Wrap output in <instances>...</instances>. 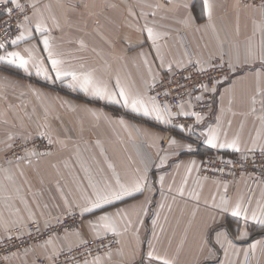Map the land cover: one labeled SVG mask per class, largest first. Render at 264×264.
Wrapping results in <instances>:
<instances>
[{
    "label": "snow or ice",
    "instance_id": "6c2138e0",
    "mask_svg": "<svg viewBox=\"0 0 264 264\" xmlns=\"http://www.w3.org/2000/svg\"><path fill=\"white\" fill-rule=\"evenodd\" d=\"M172 3L173 0L154 4L138 0L139 14L133 6H129L127 9L128 16L133 19L142 18L144 23L143 25L137 23L128 26L134 28L135 31L145 36L146 41L150 42L151 48L155 50V59L159 61L160 68L166 66L167 71L171 73L174 64L176 68L182 69L191 65L198 76L207 78V82L200 79L193 86L200 92V95L194 97L196 101H203L205 94L214 96L218 92V82L228 80L237 73L241 74V79H250L253 84L249 96L250 114L257 112L256 105L258 103L261 112L258 117L260 127L256 130L255 135L250 138L251 146L242 149L239 134L229 139L227 131H222L220 117H217L215 127H208L207 131H203L201 135L204 138V143L212 149H232L234 152L241 153L244 160L248 158L244 155L245 151L255 154L259 150L261 157L264 158V0H246L242 4L241 0H238L235 5L237 9V36L240 34L241 7L245 12L250 13L251 34L246 37L243 44L229 41L226 48L224 42L218 41L219 49L216 56L210 55L207 59L197 57L194 62L189 59L187 65L183 60L169 61L165 65L164 55L158 43L165 33L156 30L157 22L155 19H148L149 17H156L157 10L165 9L166 5ZM57 7L60 9L59 14L53 11L51 3H41V0H0V13L7 17L6 20L0 22V33L8 37L7 39H0V65L11 66L28 76L34 74L36 77L52 83L59 81L73 91L79 90L86 96L119 105L131 113L142 115L161 124L171 125L176 117L194 118V123L197 126L205 120L200 112L186 110L185 102L177 104L175 111H173L172 105L166 102L162 103L159 97L170 95L167 89L162 93L157 91L155 95L149 94L157 89L158 82L163 83V81H158L159 74L154 71L153 62L148 59L149 53L144 51L137 53L149 78L144 80L143 90L123 82L119 74H116L113 83L111 79H105L103 75L98 74L95 68H86L83 63L79 67L73 66L65 59V54L53 33L54 31H62L65 26L75 27L79 24L87 26L88 19L98 14L92 10L95 8L94 4L82 3V0H76L75 3L70 2L67 5L58 3ZM108 7L115 8L116 5L112 4ZM180 7L187 13L180 22L186 28L195 25V17L191 14L189 3H182ZM80 8H83L84 11L79 13L77 20H73L71 17L77 14ZM145 9H150V11H145ZM214 11L213 0H201V15L207 19V23L195 27L194 30L199 32L202 29H211L215 32ZM95 23L97 27H100L99 20H96ZM77 43L81 50L87 47L83 39L77 40ZM144 43L145 41L141 40L137 46L142 49ZM21 44L26 46L22 50H17ZM213 73L217 75L213 76ZM184 79L186 81L191 80V74ZM176 86L177 88L185 87L179 83ZM29 88L37 98L43 95L37 89L31 88V86ZM188 95L187 107L192 108V93L189 92ZM221 100H223V95H221ZM231 102L229 100V104ZM87 111L99 119L100 114L98 112L92 109H87ZM221 111L223 112V108ZM34 116L35 109L31 114L25 112L21 116L18 106L13 104H8L4 110H0V124L5 126L3 139L0 140V144H3L0 152L4 153L5 162L8 165V167H0V172L4 173L5 180L11 182L16 196L25 203L26 207L27 202L19 195L21 189L17 185L16 175L26 177L25 167L32 168L34 161L38 164L42 158L52 156V146L59 145L61 149L68 147L66 140L60 139L59 136L54 138V129L48 120V109H45L43 122L39 119L33 120ZM105 119L110 120L107 116ZM115 123H118L125 130L129 127L123 118L118 119ZM230 125L231 121H229ZM175 127L181 131H192L191 126L183 123H178ZM81 131L83 130L81 129ZM134 131L139 133L140 129H134ZM129 138H131V132ZM156 139L161 138L157 137ZM38 141H46L43 150H41L42 145ZM95 144L100 149V155L104 156V163L111 175H105L104 169L99 168L94 176L91 164L81 157L79 146L76 145V162L85 175L82 180H76L78 195L73 196L71 200L64 194L59 181L56 183L64 208L61 216L56 218V223L59 228L63 229V235H60L59 231H55L39 245L46 250L51 247L47 260L50 264H59L60 256L64 255L66 259L63 264H112L113 241L109 239L111 235L115 238V244L119 245L115 249V254L121 258L120 264H181L180 254L184 250L189 232L193 230V223L200 209V193L195 189L189 191V196L195 204L192 218L188 221L184 238H182L176 253L169 255L167 250L160 252L157 249V245L161 243V235L164 233V226L159 224V211L154 214L155 218L151 221V239L147 240V250L144 251L142 250L144 242L140 240L139 236L140 229L134 226L128 212L122 208H117L114 212H109L106 209L114 207L117 202L125 201L126 198H134L136 194L151 191L148 183L150 157L141 156L143 169H125L121 175L116 170V165L105 155L102 142L98 139ZM168 145L174 149L173 155L178 154L179 150L183 148L192 149V144H181L174 137L169 138ZM151 146L155 147L156 145ZM164 151V149L157 148V157L160 160L158 167L164 165L169 158L167 154L160 155ZM90 160L92 163H99L95 156H92ZM64 163L65 167H68V162L65 161ZM228 163L233 162L228 161ZM52 167L56 168V165L53 164ZM13 168H15V172ZM178 168L179 165H177ZM193 170L199 171V166L195 160L190 161L185 168V174L176 190L178 196H184ZM203 179L207 180L208 177ZM85 180L86 184L84 183ZM159 180L162 198L167 201L169 197L163 192L165 177L160 176ZM25 182L27 183V180ZM173 183H175L174 178ZM195 183L202 188L199 177ZM213 183L217 185L218 192L220 187L223 188V192L218 201L216 195L212 196L211 204L207 200L204 201V205L212 211L208 217L195 225V229L192 231L193 246L189 249V255L192 256V259L184 261L183 264H252L253 259L259 264V258L264 256V239L249 241L250 232L253 229L258 227L264 230V180L254 181L256 187L260 189L259 196L256 195L253 187L248 186L246 193H238L235 197H231L228 195V182L225 181L221 184L217 180ZM8 191L7 185L0 184V192L5 193V201L13 198L7 195ZM168 192H172L171 186H169ZM176 198V195L171 197L173 201ZM150 204L151 200L146 197L145 201L139 205L137 216L140 218L137 223L140 226L144 225L142 217L148 216ZM36 206L37 208L40 207L39 204ZM47 207L48 205L45 204L44 208ZM132 207L136 208L137 205ZM165 207V203L159 204V209L163 210ZM167 207L171 211V205H167ZM15 213L18 219L14 223L23 225L24 218L19 216L20 209L16 208ZM40 217H44L43 212L40 213ZM67 219L74 222L79 220L80 227L70 228L65 225ZM164 219L166 221L167 217L165 216ZM27 220L37 226V233L41 231L40 221L31 209L28 210ZM43 227L50 229L53 226L49 219H44ZM4 228L7 233L9 231L7 223L4 224ZM157 228H159V232H157ZM129 230L133 232L135 245L125 254L124 245L120 238L124 237ZM27 235L31 236L32 232L27 231ZM72 236L76 238V243L70 241ZM6 238L12 239L11 235ZM16 238L19 239L20 237L17 236ZM170 243L171 241H169ZM244 243H247L246 247L242 246ZM91 244H95L96 249L91 248ZM80 248H83L84 251L73 255Z\"/></svg>",
    "mask_w": 264,
    "mask_h": 264
},
{
    "label": "crops",
    "instance_id": "0c3cea01",
    "mask_svg": "<svg viewBox=\"0 0 264 264\" xmlns=\"http://www.w3.org/2000/svg\"><path fill=\"white\" fill-rule=\"evenodd\" d=\"M70 2L75 3L76 0H41V3H51L53 11L57 14L60 11L57 7L58 3L67 5ZM141 2L154 4L164 3L165 0H141ZM185 2L189 3L191 14L195 17V25L187 28L180 22L187 14L180 7ZM237 2L238 0H213L215 5L213 16L215 32L211 29H202L199 32L194 30L195 27L207 23V19L201 15V0H173V3L166 5L165 9L157 10L156 17H149V20H156V30L165 33L158 41L164 55L165 65L169 61L183 60L187 64L189 59L194 62L197 57L207 59L210 55L216 56L219 49L218 41L224 42L226 48L229 41L243 44L246 37L251 34L250 13L245 12L241 7L240 34L237 36V9L235 7ZM82 3L94 4L95 8L92 10L98 15L89 18L87 26L83 24L75 27L65 26L62 31H54L53 33L65 54V59L73 66L79 67L83 63L86 68H95L98 74L103 75L105 79H111L113 83L116 74H119L123 82L141 90L144 88V80L149 78L137 53L140 51L149 53L148 59L153 62L154 71L159 74L158 79L162 72H168L166 66L165 68L159 67V61L155 59V50L151 48V44L146 41L145 36L128 26L129 24L138 23L143 25L144 23L142 18L133 19L128 16L127 9L129 6H133L139 14L138 0H82ZM112 4H115L116 7H108ZM83 11V8L78 9L77 14L71 18L77 20L79 13ZM145 11H150V9H145ZM96 20H99L100 27H97ZM79 39H83L87 45L83 50L79 48L77 43ZM141 40L145 41L142 49L137 46ZM25 46L21 44L17 50H22ZM175 69L178 68L174 64L173 71ZM240 76L241 74L237 73L231 80L222 84L218 96V109L215 120L195 129L191 135L195 137L192 143L179 141L181 144H192V149L183 148L179 150L178 154L173 155L174 149L170 147L167 149L162 148L160 145L161 139H156L157 137L162 138L159 126L165 124L131 113L119 105L86 96L79 90L73 91L66 84L59 81L52 83L38 78L34 74L28 76L21 70L11 66L0 65V110H4L8 104H13L18 106L20 115L23 116L25 112L31 114L35 109L33 120L39 119L43 122L45 109H48V120L54 129V138L59 136L60 139L66 140L68 145L66 149H61L59 145L52 146V156L42 158L38 164L34 161L32 168L25 167L26 177L16 175L17 185L21 189L19 195L27 202V207L16 196L11 182L5 180L4 173L0 172V184L7 185L9 188L7 195L13 197L11 200L5 201V193L0 192V217H2V220H0V240L10 235L15 227L28 230V226L31 224L27 220L29 209L36 213L37 219L42 225L44 219L54 221L58 216H61L64 208L60 192L56 188L57 181H59L64 194L70 200L73 196L78 195L76 180H82L85 174L76 162V145L79 146L81 157L91 164L94 176L99 168L104 169L105 175H111L104 163V156L100 155V149L95 144V141L99 139L105 149V155L116 165V170L121 175H123L125 169H143L141 156L150 157L148 183L151 191L136 194L134 198H126L125 201L117 202L114 207H108L106 210L114 212L117 208H122L128 212L134 226L140 229L139 236L140 240L144 242L142 244V250L144 251L147 250V240L151 239V221L155 218L154 214L159 211V224L164 226V233L161 235V243L157 245V249L160 252L167 250L169 255H174L182 238H184L188 221L192 218L195 202L189 196V191L195 189L200 193V209L193 223L192 231H194L195 225L208 217L212 211L204 205V201L207 200L211 204L213 195H216L218 201L220 194L223 192L222 187H220L219 192L217 191V185L213 181L218 180L221 184L225 182L221 179H203L204 177L200 172L201 157L203 153L212 148L204 143V138H202L203 143L199 144L195 133L198 135L203 131H207L208 127H215L217 117H220L222 131H227L229 139L239 134L241 148L244 149L251 146L250 138L255 135L256 130L260 127L258 119L261 115L259 103L256 105L257 112L250 114L249 96L252 92V81L241 79ZM56 83L60 84L58 86H61L65 91L54 88ZM29 86L37 89L43 95L37 98L30 91ZM221 95H223V100H221ZM229 100L232 101L231 104H229ZM221 108H223V112ZM87 109L98 112L100 114L99 119L94 117ZM116 109L122 110L138 120H132L125 116L118 117L111 112ZM105 116L109 117L110 120L105 119ZM56 117H59V119H56ZM120 118L127 122L129 126L127 130L115 123ZM229 121H231L230 126ZM241 125H243V128H241ZM4 127L0 124V140L3 139ZM134 129H140V132L137 133ZM130 132L131 138H129ZM153 144L156 146H151ZM0 148H3V144H0ZM157 148L165 150L160 153L161 156L167 154L169 157L167 162L159 167L160 160L157 157ZM219 150L233 151L232 149ZM3 155L4 153L0 152V167H8L7 164L3 163ZM92 156H95L96 161L99 162L98 164L91 162L90 158ZM193 160L197 162L199 171L193 170L184 196L180 197L177 195L176 190L185 174L186 166ZM65 161L68 162V167H65ZM53 164L56 165V168L52 167ZM177 165H179L178 169ZM13 171L15 172V168H13ZM160 176L165 177L163 192L164 195L169 197L167 201H164L161 195ZM249 176V174H245L234 181H226L229 184L228 195L235 197L238 193H246L250 183ZM198 177L201 180L202 188L195 183ZM173 178L175 183H173ZM25 180H27V183ZM84 183L86 184V180ZM169 186L172 188L171 193L168 192ZM255 192L259 196L260 189L256 188ZM173 195L177 197L175 201L171 199ZM146 197L151 200V204L148 206L149 214L142 217L144 225L140 226L137 223L140 218L137 213L139 212V205L145 201ZM160 203L166 204L163 210L159 209ZM37 204L40 205L39 208H37ZM45 204L48 205L47 208H44ZM133 205H137V207L133 208ZM167 205H171V211L168 210ZM16 208L20 209L19 216L24 218L23 225L14 223L18 219L15 213ZM41 212L44 213L43 218L40 217ZM165 216L167 217L166 221ZM5 223H7L9 229L7 233L4 228ZM156 230L159 232V228ZM192 231L189 232L184 250L180 254L181 264L192 259V256L189 255V249L193 246ZM120 239L123 242L125 254H127L129 249L135 245L132 230H129ZM261 239H264V230L257 227L250 232L249 242ZM70 241L77 242L74 236L70 237ZM169 241H171L170 244ZM42 243H39L34 250L23 251L8 258V264H50L47 255L51 252V247L47 250L43 249L39 247ZM242 246L246 247L247 243ZM120 259L113 250L112 264H120ZM252 262H256V260L253 259Z\"/></svg>",
    "mask_w": 264,
    "mask_h": 264
},
{
    "label": "built area",
    "instance_id": "2783aa9c",
    "mask_svg": "<svg viewBox=\"0 0 264 264\" xmlns=\"http://www.w3.org/2000/svg\"><path fill=\"white\" fill-rule=\"evenodd\" d=\"M241 1L246 2V0ZM6 19L7 17L0 13V22ZM7 38L8 37L0 33V39ZM190 74L192 76V79L186 81L184 77L189 76ZM216 75V73H213V76ZM200 79H203L205 80V82H207L206 77L198 76L195 69L191 65H188L186 69L178 68L171 73H163L161 75V78L158 80L163 81V83L158 82L157 89L153 92H150L151 95H155L157 91L162 93L165 89H167L170 92V95H168L167 97L161 95L159 99L162 103L166 102L172 105L173 111L176 110L175 106L181 102H185L186 106V102L189 100L188 93L191 92L193 97L192 101L194 103L192 104V108L187 110H195L197 112H200L201 115L205 117V120L199 126L195 125L194 118L176 117L173 120V123L171 125H168V127H170L169 129L180 130L179 128L175 127V125L178 123L189 125L192 127V129H194L195 127H197L198 129L209 121L208 117L216 104L217 93L214 96L211 94H205L203 101H196L194 97L196 95H200V92L193 86ZM169 81H172V83H169ZM177 83H179L180 85H184L185 87L177 88ZM168 131L169 132H167L166 136L167 138L168 135H171V130ZM166 137L164 138V142L167 139ZM38 143L42 145L41 150H43V145H46V141H38ZM244 155L248 157L247 160H244L242 158L241 153H237L234 151H222L219 149H210L208 150L201 163L202 176L208 177V179H221L230 182L236 180L242 175L249 174V186L256 189L257 187L254 181L264 180V158L261 157L259 151H257L255 154L245 151ZM228 161H232L233 163L229 164ZM50 222L53 227L50 229H45L43 225L40 224L39 226L41 231L39 233L36 232L37 226L34 224H30L27 231L30 230L32 232L31 236L27 235V231L21 227H15L14 229H12L10 233L12 239H7L5 237L0 240V264H8V258L16 256L23 251L34 250L39 243H42L43 241L48 239V237L55 231H59L60 235H63V229L57 226L56 219ZM65 225L69 226L70 228L80 227L79 220H76L74 222L71 219H67L65 220ZM17 236H19L20 238L17 239ZM109 239L113 241V249H116L119 245L115 244V238L111 237L110 235ZM90 246L91 248L96 249L95 244H91ZM83 251V248L77 249L76 252L73 253V255H76L77 253ZM6 257L7 259H5ZM65 259L66 257L64 255H61L59 258V264H63ZM252 264H257V261L252 262ZM259 264H264V257L259 258Z\"/></svg>",
    "mask_w": 264,
    "mask_h": 264
},
{
    "label": "rangeland",
    "instance_id": "374dc122",
    "mask_svg": "<svg viewBox=\"0 0 264 264\" xmlns=\"http://www.w3.org/2000/svg\"><path fill=\"white\" fill-rule=\"evenodd\" d=\"M187 65V64H186ZM2 68H4V67H2ZM6 70H8V69H6ZM163 73H165V72H162L161 73V75L163 74ZM161 75H160V77H159V79L161 78ZM236 75V74H235ZM235 75L234 76H232L230 79H228V80H223L222 82H219L218 83V92H217V100H216V104H215V106H214V109L211 111V113H210V115H209V121L208 122H211L212 120L214 121L215 120V118H216V115H217V109H218V96H219V92H220V88H221V86H222V84L223 83H225L226 81H229V80H231L233 77H235ZM158 79V80H159ZM58 85H60V84H57L56 83V86H54V88H58L59 90H62V91H65V89H63L61 86H58ZM194 102L192 101V104H193ZM187 105V104H186ZM188 109H190V108H188ZM113 114H115V115H117L118 117H127V118H130V119H132V120H134V119H136V120H138L137 118H134V117H132V116H130L129 114H127V113H125L124 111H122V110H112L111 111ZM208 122H206L205 124H207ZM204 124V125H205ZM203 125V126H204ZM202 126V127H203ZM160 127V129H161V132H162V138H161V141H160V145H161V147L162 148H164V149H167V148H169V145H168V140H169V138L170 137H174L175 139H177L178 141H182V142H184V141H189L190 143H192L193 142V140H194V138L195 137H192L191 135L193 134L192 132L193 131H195V128L197 129V127H195L194 129H192V131H188V130H184V131H181V130H173V129H169L170 127H168V125H163V126H159ZM168 130H171V135H168V138L165 140V142H164V138L167 136V132H169ZM195 135L198 137V143L200 144H202L203 143V137H202V135L201 134H198L197 135V133H195ZM202 139V140H201ZM201 141V142H200ZM165 143V144H164ZM210 150V149H209ZM207 152H208V150L205 152V153H203L202 154V157H201V160H203V158L206 156V154H207ZM2 160H3V163H5L6 164V162H5V156L3 155V158H2ZM202 163V162H201ZM201 166H202V164H201ZM200 172H201V167H200ZM202 174V173H201Z\"/></svg>",
    "mask_w": 264,
    "mask_h": 264
},
{
    "label": "bare ground",
    "instance_id": "6f19581e",
    "mask_svg": "<svg viewBox=\"0 0 264 264\" xmlns=\"http://www.w3.org/2000/svg\"><path fill=\"white\" fill-rule=\"evenodd\" d=\"M167 138V137H166ZM113 250H115V249H113Z\"/></svg>",
    "mask_w": 264,
    "mask_h": 264
}]
</instances>
